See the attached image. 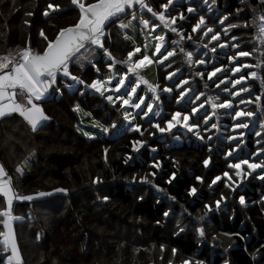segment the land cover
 Returning <instances> with one entry per match:
<instances>
[{
    "label": "trees",
    "instance_id": "16d2710c",
    "mask_svg": "<svg viewBox=\"0 0 264 264\" xmlns=\"http://www.w3.org/2000/svg\"><path fill=\"white\" fill-rule=\"evenodd\" d=\"M186 1L175 5L189 17L188 21L181 22L186 34L191 33V25L199 15L205 16L208 26L221 31L217 27L218 17L229 15L231 23L251 22L253 15H259L260 11L258 0H217L212 7L213 11L219 12L217 18L208 15L206 10L188 15ZM49 2L59 4L61 11L45 17L42 13ZM164 2L166 0H146L154 10H159V5ZM201 4L196 0L192 5L198 7ZM254 7L255 13L252 11ZM237 9L241 10L239 20ZM29 12L31 16L27 15ZM130 15L122 19H128ZM77 20L78 10L72 7L71 0H0V55L7 54L8 50L22 49L29 41L33 51L42 52L45 42L39 36L41 29L49 38H54L60 28ZM117 25H109L111 39L105 47L120 61L126 58L133 44L124 39L125 32ZM254 32L252 27L247 30L241 27L233 29L229 37L235 34L245 38L240 41V50L251 51L247 38ZM192 35L195 42L200 40L199 35ZM221 36L222 40L229 39L223 32ZM208 41L201 43L207 44ZM186 50L193 51V48L189 46ZM234 54L230 48L225 55L216 54L220 57L215 66L228 67L227 76L231 69L227 57ZM104 59L102 52L96 54L97 67H104ZM239 61L256 62L254 58ZM171 63V68L157 69L156 78L161 87L167 85V72L181 67L180 56L173 58ZM211 69L199 68L206 72ZM72 70L87 83L96 78L90 65L82 69L73 66ZM249 84L254 99L255 95L261 94L260 84L258 81H249ZM74 87L70 92L61 82V92L50 90L41 105L51 119L38 131H32L16 114L0 120V163L16 179L15 191L20 195L51 193L13 206V214L23 218L15 225L22 264H177L184 260L192 261L190 264H264V206L260 201L264 181L250 179L242 191L230 193L223 188L222 179L208 190L211 180L228 170L224 158L226 147L223 152L215 149L210 152L209 145L213 147V142L199 144L195 139L179 146H168L166 138L164 142L155 139L148 144L157 150L154 160L161 162V170H148L156 172L153 184L165 197L141 194L146 190L153 193L151 188L144 186L134 187L138 192L129 190L127 180H137L145 169L141 161L134 160L131 165L125 163L128 155L133 156L131 142L137 140L139 133L125 128L123 110L99 95L88 92L81 95L78 89H83V85ZM176 95L174 92L170 100L162 97L164 116L158 122L160 125L173 111L182 109L181 104L175 105ZM76 104L80 105V112L73 111ZM86 112L91 116H86ZM82 115L108 128V132L101 137L94 133L92 138L85 137L77 130L78 126L85 129ZM113 124L119 127L112 129ZM253 137V134L247 135L244 143L250 153L260 147L254 145ZM139 139L146 140L145 137ZM261 144L264 145V134ZM104 149H108L107 153ZM31 153L35 154V159L27 168L23 162ZM209 156L210 164L205 168L202 162ZM18 167L21 172H17ZM172 172L176 173V178L169 184L167 180ZM196 176L203 177L204 182L197 181ZM96 177L101 183L92 182ZM190 187L197 189L193 196L188 195ZM58 188L68 191L66 194L56 192ZM221 194L230 198L229 211L221 216L213 214L210 223H201L205 236L199 238L194 230L199 223L194 225L190 219L197 218L205 210V205H212ZM239 195L245 196L248 206L237 205ZM105 196L107 201L103 199ZM170 210L171 214L165 217L164 212ZM180 211L184 212L181 216ZM176 223L187 224V227L178 234ZM172 249H176L175 255ZM0 264H3L1 257Z\"/></svg>",
    "mask_w": 264,
    "mask_h": 264
},
{
    "label": "snow or ice",
    "instance_id": "6c2138e0",
    "mask_svg": "<svg viewBox=\"0 0 264 264\" xmlns=\"http://www.w3.org/2000/svg\"><path fill=\"white\" fill-rule=\"evenodd\" d=\"M204 3L208 12L211 13L213 11L212 5H215L217 0H211V4L208 3V0H204ZM71 5L78 10V20L72 25L60 28L54 38H49L44 30L41 29L39 36L45 42L42 52L33 51L29 41L22 49L17 51L8 50L7 54L0 55V118L18 114L30 126L32 131H38L44 125V122L51 119L46 115L40 102L50 90H54L57 93L61 92V82H63V87L68 89H72L74 85H83V89H78L81 95H86L88 90L99 94L109 104L123 110V119L125 121L135 119V116L128 111L129 108L134 111L139 110L136 111L135 115H140L142 120L149 117L150 114L156 118H163L162 112L156 110L159 107L161 93L173 94L175 88L179 90L178 95L175 96L176 103L181 104L188 100L191 107L172 112L169 118L164 119L163 127H161L160 123L153 122L151 119L147 122L159 133H168L175 128H182L201 140L204 139L201 135V127H203L205 132L211 129L220 130L219 124L212 122V118L221 109L234 110V115L230 116V119L234 121L231 125L233 132L249 128L247 118L254 117L256 113L239 107L234 108L233 99L231 98H239L240 105L255 104L259 111L264 112V0H258L259 15H253L251 22L231 23L229 22V15H223L217 18V27L221 31H216L213 27L207 25L204 15H199L195 23L191 25L190 34H186L183 25L178 23V21H188L189 17L184 12L172 14L171 10L175 8L174 0H166V2L161 3L159 10H154L146 3V0H91V2H88V0H71ZM137 6L141 11L139 23L143 29L147 30L144 35L146 42L142 46L143 51L142 47L137 45L136 41L125 32L124 39L133 40L134 46L127 51L125 59L118 61L109 48L105 47L106 42L111 39V33L108 31L109 25L119 22L117 26L121 30L126 29L128 24L123 23L122 18L128 17L129 13H131L129 24L135 21ZM145 9L147 13H151V19L143 18V10ZM59 11H61L59 4L49 2L42 14L48 17L50 14ZM186 11L191 14L196 13L197 10L193 6H188ZM240 11V9H237L238 20ZM252 11L255 13L256 8L254 7ZM27 15L31 16L32 13L29 12ZM26 23L28 22L26 21ZM241 27L246 30L249 27L255 29L253 36L247 38L252 46L251 51L240 50V41L245 38L238 37L235 34L229 37V33L233 29L238 30ZM158 29L166 30L167 33L175 34L178 37V39L171 41L173 47L169 48L166 34H156ZM221 32H223L224 37H228L233 43H229V39L222 40ZM192 34L199 35L201 41L210 37L208 44H203L202 46L208 49L209 44L215 42L209 49L212 53H216L217 48L231 47L236 49L235 54L228 56L227 59L230 63H235V66L231 67L230 71L233 76L239 74L238 77L229 78L224 75V79H220L218 74H224L227 70L223 67H216L214 64L212 65V70L206 72L207 81L215 85L218 92L222 88L223 93L230 98H225L221 102L220 95H209L189 87L190 82L194 81L196 77H199L200 80L205 77V72L200 71L198 68L193 69L192 66H204L206 64L205 58L194 59V53L186 51L184 47L185 41L195 42ZM177 48H179V54L184 57L185 63L189 66L190 75L181 79L180 77L184 75L182 69L178 68L175 71H168L165 80L170 82L172 86H165L158 91L159 85H154L144 80L140 74L141 70L154 63L159 67L167 66L171 68L172 64L169 62V58L177 56ZM98 52H102L108 58L104 65L109 73L107 76L99 75L101 69L97 67L99 61L96 60ZM205 56H207V53H205ZM242 57L254 58L256 62L240 63L239 58ZM86 65L92 66L97 74V78L90 83L75 75L72 70L73 66L82 69ZM117 65L121 67L118 68ZM125 68L126 71L124 70ZM242 69L247 70L246 74L242 72ZM133 76H135L134 81L132 80ZM68 81L71 83H68ZM177 81L179 82L177 83ZM249 81H258L260 84L261 94L255 95L254 99L252 98L253 89ZM141 84H144L147 91L151 93L150 98H146L145 95H141L138 91ZM229 85H231V88H229ZM203 86L205 88L210 87L209 83H205ZM245 93L248 94V99L242 98V94ZM202 97H205L203 101H201ZM206 105L211 111L205 108ZM73 111L80 112V105L76 104ZM85 115L91 116V113L86 112ZM201 117L203 124H201ZM218 119L219 117H217ZM93 126L101 128L105 133L108 132V128L98 123L94 122ZM260 128L264 129V120L260 122ZM77 130L82 132L85 137L92 138L94 135L79 126ZM128 130L139 133L141 137L147 131V129L141 131L140 125L131 123ZM148 134L155 135V133L151 132ZM255 135L260 137L261 132L257 131ZM244 136V131H239L236 135H228L226 137L229 142L234 144L224 154L225 160L228 162V170L223 171L222 175H216L209 184L210 188L223 179L225 187L236 192L242 182L257 173V170H259V174L256 178L264 181V159H260L261 156H264V145L258 139L256 144L260 145V147L255 152L250 153L249 158H241L238 150H242L241 146L245 143ZM207 139L211 141L213 136L209 135ZM145 144L146 141L143 139L134 140L131 142V151L139 152ZM212 150L211 145H209V151L211 152ZM107 151L108 149H104L105 153ZM252 157L259 162L252 161L250 159ZM229 158L234 159L235 162H232ZM130 159L132 157L128 155L125 163ZM210 160V156L203 160L202 163L205 168H208ZM242 166H246L247 170L245 171ZM151 167L161 170V162L154 160ZM230 170L233 171L236 179H233V176L229 174ZM21 171L22 169L18 167L17 172ZM150 175L155 178L156 172L154 171ZM175 178L176 173L172 172L167 183H172ZM195 179L201 183L204 182L203 177L196 176ZM92 182L99 184L101 180L96 177ZM141 183L153 184V181L145 176L141 177ZM153 186L155 187L154 184ZM55 191L66 194L68 190L58 188ZM158 191L162 190L158 189ZM196 193V187L189 188L188 195L192 196ZM49 195L51 193L46 192H38L35 195L18 194L13 187L12 177L4 166L0 164V196L3 197V206L0 207V225L3 226V231H0V249H2L0 256L4 257L3 264H22V257L13 229V221L21 218L13 215V202L32 201L38 197ZM103 199L107 201L108 197L105 196ZM224 200H226V197L221 194L220 199L215 201L216 209L220 208L221 202ZM238 200L240 205L246 204L244 195H239ZM261 203L264 206V196L261 197ZM205 208L209 211L212 210L207 204ZM168 215L167 211L164 212L165 217ZM199 231L201 236H203V230L200 229ZM163 250L162 245L161 251ZM172 252L175 255L176 249H172ZM182 264H190V261L184 260Z\"/></svg>",
    "mask_w": 264,
    "mask_h": 264
},
{
    "label": "crops",
    "instance_id": "0c3cea01",
    "mask_svg": "<svg viewBox=\"0 0 264 264\" xmlns=\"http://www.w3.org/2000/svg\"><path fill=\"white\" fill-rule=\"evenodd\" d=\"M181 0H174V4L175 5H179L181 2H180ZM191 0H187L186 1V3L187 4H189L188 2H190ZM172 11V14L173 15H175L176 14V12H181V11H179V8H174L173 10H171ZM191 15V14H190ZM131 18V15H130V17L128 18V19H125V20H123V23H125V24H128V26H130V28L129 27H127L126 29H123V31L124 32H126L129 36H131L132 38H133V40H135L136 41V44L137 45H140L141 47L143 46V44L146 42L145 40H144V35H145V33L147 32V30L146 29H143L142 27H141V25H140V23H139V21H140V19H141V11L139 10V7H138V10L136 11V20L135 21H133L131 24H129V19ZM143 18L144 19H151V13H147V11H146V9L145 10H143ZM158 23V22H157ZM156 34H158V35H164V34H166V38H167V43H168V46H169V48H171V47H173V45L171 44V41L173 40V39H178V37H176L175 36V34H172V33H167L166 32V30H163V29H158L157 30V32H156ZM208 39H210V37H208V38H206L205 40H208ZM133 40H131V42H132V44H133ZM204 40V41H205ZM186 42H184V44H185ZM190 42H188V44H189ZM192 43H197V42H192ZM215 42H213V44H214ZM229 43H233V41H231V40H229ZM193 44V45H194ZM204 43H200L199 42V44L197 43V45L196 46H191L192 48H193V53H194V57L196 56L197 57V59H200V58H205V60H206V64L204 65V66H200V65H194V67H192L193 69H196V68H202V69H204V68H206V67H212V65L214 64H216L217 63V58H219L220 56H218V55H216L217 53H219V54H227V52H228V49L230 48V50L231 51H236V49H232L231 47H226V48H224V49H220V48H217V51H216V53H212V52H210V48L211 47H209L208 49H205L202 45H203ZM208 44V43H207ZM212 44V45H213ZM198 45H200V46H198ZM211 44H209V46H210ZM134 46V45H133ZM142 51H143V47H142ZM178 54H179V52H177ZM205 53H207V56H205ZM139 55V54H138ZM243 58H249V57H242V58H239V59H243ZM108 58L107 57H105V59H104V63H105V61L107 60ZM153 59H155V58H153ZM182 59H183V63L181 64V67H178L179 69H182V71L184 72V75L183 76H181L180 78L181 79H183V78H186V77H188L189 75H190V73H189V69H188V65L185 63V61H184V57H182ZM173 60V58H169V62L171 63V61ZM172 64V63H171ZM228 64H229V66L230 67H233V66H235V63H230L229 61H228ZM117 67L119 68V67H121L120 65H117ZM100 69H101V72H100V74L99 75H101V76H107V75H109V73H108V71H107V68L104 66H101V67H99ZM159 68H163V69H167L168 67L167 66H165V67H159L158 65H156L155 63L154 64H152V65H150L149 67H147L146 69H143V70H141V75H142V77H143V79L144 80H146V81H148L149 83H151V84H154V85H159V83L157 82V78H156V74H157V69H159ZM177 68V69H178ZM198 68V69H199ZM151 69H153L154 70V73L155 74H153L154 75V77L151 79V81H149L148 80V74H151L152 73V71H151ZM224 69H226V70H229V68L228 67H224ZM125 71H126V68L124 69ZM176 70V69H175ZM175 70H173V71H175ZM212 70V69H211ZM246 69H242V72H244ZM150 72V73H149ZM202 72H205V75H206V71H203L202 70ZM94 73H95V75H96V78H97V74H96V72H95V69H94ZM227 73L225 72L224 74H218L220 77L221 76H223V75H226ZM206 77V80L204 81V82H202V80H200V78L199 77H196L195 78V80L194 81H191L190 82V85H189V87L190 88H193V89H196L198 92L199 91H203V92H205L206 94H209V95H220V99L222 98V97H224V99L225 98H230V97H227V95L226 94H224L223 93V91H222V88H221V90L218 92L217 91V89L215 88V85L212 87V84L210 83V82H208L207 81V76H205ZM229 78H233V77H235V76H233V74L230 72V75L228 76ZM236 78V77H235ZM215 79V78H214ZM222 79H224V76H223V78ZM132 80L134 81L135 80V76H133L132 77ZM166 81V80H165ZM179 81H177V83H178ZM205 83H209V85H210V87L209 88H205L203 85L205 84ZM217 83H219V82H217ZM166 86H172L171 84H170V82H168V81H166ZM84 87V86H83ZM163 87H165V86H163ZM163 87H161V86H159V89H158V91L160 90V89H162ZM237 87H239V86H237ZM229 88H231V85H229ZM75 89V87L73 86V88L72 89H68L67 88V90L68 91H70V92H72L73 90ZM138 91L140 92V94L141 95H145L146 96V98H150L151 97V93L150 92H148L147 91V88H146V86L144 85V84H141V86H140V89H138ZM88 93H90V94H94V95H99V94H97V93H95V92H93V91H91V90H88L87 91ZM174 92H176L177 93V95H178V93H179V90H176L175 88H174ZM173 92V93H174ZM49 94V93H48ZM47 94V95H48ZM46 95V96H47ZM46 96H45V98H46ZM172 96H173V94H168V93H161V96H160V101H159V107L158 108H156V110L157 111H161L162 112V114H163V116H164V110H163V102H164V100H163V98L162 97H165V99L166 100H170L171 98H172ZM45 98L42 100V101H44L45 100ZM242 98H244V99H248L249 97H248V94L247 93H245V94H242ZM193 99H194V97H193ZM205 99V97H202L201 98V101H203ZM231 99H233V104H234V108H236V107H239V108H242V109H244V110H249V108H253V106L255 105V104H245V105H240L239 104V98H231ZM41 101V102H42ZM106 101V100H105ZM40 102V103H41ZM221 102H222V99H221ZM175 105H179V104H177L176 103V100H175ZM181 105H182V109H184V108H190L191 107V105H190V103H189V101L188 100H185L183 103H181ZM42 106V105H41ZM205 108L208 110V111H211V109L206 105L205 106ZM182 109H180V110H182ZM251 111H253L252 109H250ZM128 111L130 112V113H132L134 116H135V119L134 120H132V121H128V123L130 124H136V125H143V124H145V123H148L147 121L149 120V119H151L153 122H159L162 118H156V117H154V116H152L151 114H150V116L149 117H146L145 119H141L140 118V115H135V113H136V111H139V110H132V109H128ZM175 111H177V110H175ZM259 111V110H258ZM258 111H253L254 113H256V115L254 116V117H252V118H247V121H251V123H252V125L253 124H256L257 123V117H258ZM174 112V111H173ZM169 114V113H168ZM13 115H15V114H11L10 116H7V117H4V118H0V120H3V119H5V118H8V117H11V116H13ZM16 115H18V114H16ZM141 115H142V113H141ZM231 115H234V110H224V109H221V110H218L217 111V115L215 116V117H213L212 119H215L214 121L216 122V123H218L219 124V126H220V130L219 131H217V130H214V133H215V135L217 136V137H219V136H221L222 134H225L226 133V130H228V132H227V134L228 133H234V134H237V132H239V131H244V133H245V136H244V140H246V138H247V135L248 134H250V131L249 130H247V129H242V130H236V133L235 132H233L232 130H231V125L234 123V121H232L231 119H230V116ZM169 117H170V115H169ZM168 117V118H169ZM217 117H219V119L217 120ZM264 120V119H263ZM214 121H212V122H214ZM214 122V123H215ZM45 123H47V121L46 122H44V124ZM123 124H124V126H125V128H127L128 129V127H129V124L127 125L126 123H124L123 122ZM201 124H203V121H202V117H201ZM259 125H260V123H259ZM163 126H164V121H163ZM30 127V126H29ZM113 127V126H112ZM210 127V126H209ZM260 127V126H259ZM118 128V127H117ZM225 128V129H224ZM116 130V129H115ZM211 131H213V130H211ZM201 132H204L205 133V131L203 130V127H201ZM209 132V131H208ZM261 132V131H260ZM180 133L183 135V136H187V134H192V133H189L186 129H182V128H175V129H173L171 132H168V133H159V134H161V137H160V140H165L167 137L168 138H171V137H173V136H175V134L177 135V137H178V135L181 137V135H180ZM262 133V132H261ZM172 135V136H171ZM216 136H213V137H216ZM192 139H195V140H201V139H199V138H197L196 136H190ZM222 137V136H221ZM177 139H179V137L177 138ZM190 140H188V142H189ZM171 142L172 143H176L175 144V146L177 145V144H181L182 142H181V140H179V142H174V140H173V138L171 139ZM232 143V142H231ZM241 154L239 155V156H242L243 158H248L249 157V154H250V152H249V150L248 149H246L245 147H244V145H243V148H242V146H241ZM253 158V157H252ZM251 159V158H250ZM1 164V163H0ZM242 167H244V166H242ZM246 167V166H245ZM5 168V167H4ZM6 170V169H5ZM7 171V170H6ZM12 178H13V187H14V183H15V181H16V179L14 178V176H12ZM15 189V188H14ZM1 198H2V200H3V197L2 196H0ZM20 202H25V201H14L13 202V206L15 205V204H17V203H20ZM14 215V214H13ZM14 216H17V215H14ZM17 217H20L21 219L20 220H15V221H13V229H14V232H15V225H16V223H18V222H20V221H22L23 220V218H22V216H17ZM29 217H30V215H29ZM2 226V225H1ZM2 231H3V226H2ZM0 252H2V249H0ZM10 254V253H9ZM2 259L4 258L3 256H0Z\"/></svg>",
    "mask_w": 264,
    "mask_h": 264
},
{
    "label": "rangeland",
    "instance_id": "374dc122",
    "mask_svg": "<svg viewBox=\"0 0 264 264\" xmlns=\"http://www.w3.org/2000/svg\"><path fill=\"white\" fill-rule=\"evenodd\" d=\"M194 1H196V0H191L190 2H188L189 4H188V6H193L194 7V5H192L193 3H194ZM197 1H199L200 2V4L201 5H199L198 7H196L195 6V8H196V13L197 12H200V11H202V10H206L207 11V14L208 15H211V16H213V18H217V16H218V14H219V12L218 11H212L211 13L210 12H208V9H207V6L205 5V3H204V0H197ZM181 3H182V0L180 1ZM208 3L209 4H211V1L210 0H208ZM187 6V7H188ZM214 5H212V7H213ZM187 9V8H186ZM186 13H187V11H186ZM196 13H191V15H195ZM188 15L190 14V13H187ZM119 22H117V24H118ZM178 23H180L181 24V22L180 21H178ZM129 28H130V26H128ZM131 29V28H130ZM254 29V28H253ZM254 31H255V29H254ZM206 39V38H205ZM204 39V40H205ZM204 40L203 41H200V43L201 42H204ZM199 41H196L198 44H199ZM186 43L184 44V47H185V49H187L189 46L191 47V46H196L197 45V43H192L191 41H185ZM188 42H190L189 44H188ZM194 44V45H193ZM202 44V43H201ZM212 45V44H211ZM200 46V45H199ZM176 51L177 52H179V48H177L176 49ZM187 51V50H186ZM177 56H180V64H182L183 62V59H182V55H180V54H177ZM176 56V57H177ZM217 65V64H216ZM192 67H194V65L192 66ZM199 68V67H198ZM188 69H189V67H188ZM151 71H152V73L151 74H148V80L149 81H151V79L154 77V75L153 74H155L154 73V70L153 69H151ZM208 71H211V70H208ZM227 72V71H226ZM231 72V71H230ZM246 72H247V70H245L243 73H245L246 74ZM150 73V72H149ZM238 75L239 74H236V76L235 77H238ZM206 76V75H205ZM235 77H233V78H235ZM204 81H205V79H204ZM204 81H202V82H204ZM250 109H252L254 112L255 111H258V108H257V106L256 105H254L253 106V108H249V110ZM215 117V116H214ZM82 119H83V121H82V124H84L85 125V129L84 130H87V131H89V132H92V133H94L96 136H99V137H101L102 135H104V132L102 131V129L101 128H98V127H94L93 125H94V122L95 121H92L90 118H88V117H86L85 115H82V117H81ZM122 119H123V117H122ZM264 119V112H262V111H258V117H257V123L256 124H253L252 125V123H251V121H247L248 123H249V128L247 129V130H249L250 131V134H253V138H255V146H257V144H256V141L259 139V140H261V138H262V135L264 134V129H261L259 126V123L262 121ZM215 119H212V121H214ZM123 122L124 123H126L127 125L129 124L128 123V121H125L124 119H123ZM215 122V121H214ZM217 122V121H216ZM215 122V123H216ZM95 123H97V122H95ZM99 124V123H98ZM99 125H101V124H99ZM113 125H115V127H112ZM112 126H111V128L112 129H116L117 127H119V126H117L116 124H113ZM103 126V125H102ZM104 127V126H103ZM161 127H163V124L161 125ZM143 129V130H142ZM145 129H147V131L145 132V134L143 135V137H145L146 138V140H144V141H146V144L144 145V147H142L141 149H140V151L139 152H132L133 153V156H131L132 157V159H130V160H128V162H127V164H132L133 163V161L134 160H136L137 162L139 161H141L140 163H144L145 164V169H144V172L142 173V176L141 177H145V176H147L148 177V179L149 180H152V176L150 175V173H152L150 170H148L149 168H153V167H151V165H152V163H153V160L157 157V150L155 149V148H152V147H148V144H149V141H151V140H158V141H162V142H164V140H160V137H161V134H159V132L155 129V128H152L151 126H150V124L149 123H145V124H143V125H141V131H144ZM225 129V128H224ZM211 130H213V131H211ZM209 132H201V135L204 137V139L203 140H198V143L199 144H207V143H209V142H213V147H212V149H215V150H220L221 152H223V148H225L226 147V149L224 150V154H225V152H227L229 149H230V147H233L234 146V144L233 143H231V142H229L227 139H226V137L228 136V135H236V134H234V133H228L227 134V132H228V130H226V133L225 134H222L221 136H219V137H217L216 135H215V133H214V130L215 129H211ZM257 131H261L262 133H261V136L260 137H257L256 135H255V133L257 132ZM109 132H110V130H109ZM132 132H134V131H132ZM149 132H151V133H155V135H149L148 133ZM236 133V132H235ZM237 134H238V132H237ZM180 135H181V137L178 135V137H179V139H177L178 137H177V135L175 134V136H173V137H171V138H168L167 137V139H168V144H167V141H166V144L168 145V146H175V144L174 143H172L171 142V139L173 138V140H174V142H179V140H181V142L182 143H189L188 142V140H191L192 138L190 137V136H192L193 134H187V136H183L181 133H180ZM209 135H212V136H216V137H213V139L211 140V141H209L208 139H207V137L209 136ZM249 135V134H248ZM172 136V135H171ZM193 136H195V135H193ZM139 137H141L140 136V134H138V138L137 139H139ZM181 143V144H182ZM180 144H177L176 146H179ZM219 148V149H218ZM242 148H243V145H242ZM153 149H155V151H153ZM131 150V149H130ZM238 154L240 155L241 154V150H238ZM127 158V157H126ZM225 158V157H224ZM243 158V157H242ZM261 158V157H260ZM35 159V154L34 153H31L26 159H25V161L23 162V165L25 166V167H29L31 164H32V161ZM150 159H152V160H150ZM229 159H232V158H229ZM149 160V161H148ZM233 161L232 162H235V160L234 159H232ZM251 160L252 161H255V162H259L258 160H256V158H251ZM244 168V170L246 171L247 170V168L244 166L243 167ZM229 174L231 175V176H233V179H236V177L234 176V173H233V171H231L230 170V172H229ZM259 174V170H257V173H254L252 176H249L246 180H244L243 182H242V185L237 189V191H242L244 188H246V183H247V181L248 180H250V179H256V180H258V181H261V180H259V179H257L256 177H254V175H258ZM141 177L140 178H138L137 180H134V178L133 179H131V180H127V181H129V182H127V184H126V188L127 189H134V191L135 192H138V190L136 189L137 187H139V186H144V187H146L147 189H149V188H151L152 190H153V193L150 191V190H146V191H144V192H142L141 194H146V193H149L151 196H153V197H157V198H161V197H165V195L164 194H162L161 193V191H158L155 187H152V184H147V183H141ZM153 181V180H152ZM219 182V181H218ZM217 182V183H218ZM138 184V185H137ZM214 186V185H213ZM134 187H136V188H134ZM223 188L224 189H227V190H229L230 191V193H233V191L230 189V188H228V187H225V185H224V183H223ZM209 189H211L210 187H208V190ZM154 194V195H153ZM210 194L212 195L213 194V192H210ZM193 196V195H192ZM262 196H264V191L261 193V197ZM261 197H260V201H261ZM229 200H230V198H226V200H224V201H222L221 202V206H220V208L219 209H216V206H215V201H217V200H215L214 201V203L211 205L210 203H208L207 205H209L210 207H211V211H209L208 209H206L205 208V210L201 213V214H199V216L197 217V218H195V219H190L191 220V223L192 224H194L195 225V222H198L199 224L197 225V226H195L196 228L194 229V230H196V233H197V235H198V237L199 238H203L205 235L203 234V236H201V234H200V229H202L203 230V226L201 225V223H210V219H211V216L213 215V214H216V215H219V216H221V214L222 213H225L226 211L228 212L229 211V209H228V207H229ZM236 203H237V205H239L240 207H246V206H248V204L246 203L245 205H240L239 204V200L237 199V201H236ZM168 213H169V215L171 214V210L170 211H167ZM182 214H184V212L183 211H180L179 212V215L181 216ZM168 215V216H169ZM167 216V217H168ZM172 224H173V222H172ZM177 224V226H178V234H180L181 232H183V231H181V229H183V230H185L186 229V227H187V224H185V225H180V223H176ZM192 224L191 225H189V226H192ZM175 227V226H174ZM176 228V227H175ZM203 233H204V231H203ZM188 261H190V260H188ZM182 262L183 261H181V262H179V263H177V264H182ZM190 262H192V261H190ZM195 263H197V262H195ZM169 264H172V263H169Z\"/></svg>",
    "mask_w": 264,
    "mask_h": 264
},
{
    "label": "water",
    "instance_id": "95a60500",
    "mask_svg": "<svg viewBox=\"0 0 264 264\" xmlns=\"http://www.w3.org/2000/svg\"><path fill=\"white\" fill-rule=\"evenodd\" d=\"M73 7V6H72ZM74 8V7H73ZM69 83H71L70 81H68Z\"/></svg>",
    "mask_w": 264,
    "mask_h": 264
},
{
    "label": "built area",
    "instance_id": "2783aa9c",
    "mask_svg": "<svg viewBox=\"0 0 264 264\" xmlns=\"http://www.w3.org/2000/svg\"><path fill=\"white\" fill-rule=\"evenodd\" d=\"M11 176V175H10Z\"/></svg>",
    "mask_w": 264,
    "mask_h": 264
}]
</instances>
